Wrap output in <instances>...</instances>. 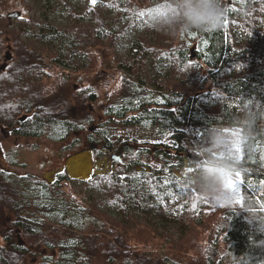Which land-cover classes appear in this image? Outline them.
<instances>
[{
	"label": "trees",
	"instance_id": "1",
	"mask_svg": "<svg viewBox=\"0 0 264 264\" xmlns=\"http://www.w3.org/2000/svg\"><path fill=\"white\" fill-rule=\"evenodd\" d=\"M5 1L0 61L7 69L0 71V91L8 99L0 105V122L16 123L29 111L28 131L21 135L39 134L71 156L81 151L76 148L86 131L88 141L122 153L101 202L65 189L73 182L65 170L50 184L0 169V264H264V0H231L220 26L210 30L152 24L154 38H137L129 58L121 60L113 54L131 23L148 12H166L172 0H83L81 11L68 9L71 25L45 20L38 31L33 18H8ZM105 6L114 10L111 19ZM55 66L73 71L49 79ZM111 122L154 128L168 140L156 151L131 142L138 138L119 142L108 133ZM220 125L240 130L248 156L241 199L229 203L196 194L191 171L173 173L189 158L187 128L200 143L207 129ZM204 153L205 159L190 164L210 169L220 162ZM104 176L77 183L85 189ZM141 182L149 193L140 190ZM102 201L117 209L119 220L102 209ZM133 207H149L159 220L188 228L164 234L134 219Z\"/></svg>",
	"mask_w": 264,
	"mask_h": 264
},
{
	"label": "rangeland",
	"instance_id": "2",
	"mask_svg": "<svg viewBox=\"0 0 264 264\" xmlns=\"http://www.w3.org/2000/svg\"><path fill=\"white\" fill-rule=\"evenodd\" d=\"M228 5L224 7L225 12L228 10V6L231 4V0H226ZM83 0H6L5 3L2 5V8L5 12V14L12 12V11H19L18 17H21L20 20L23 19V17L33 18L36 22L32 25L33 31H38L41 28V23H43L45 20H48L50 23L58 26V27H65L72 24V19L69 15V7H71L74 10L81 11L83 9ZM24 10L26 14L24 15ZM105 15L108 19H111L113 16H115L114 10L110 6L104 7ZM157 13H161L160 11H154V12H148L144 15H140L137 17L128 28L124 38L123 42L120 46L116 48L114 51V58L115 59H128L129 53H131V46L133 43L137 41V38L139 37H146L148 39L154 38V35L156 33L155 28L152 27L153 25H156L153 23V16ZM17 24V23H16ZM26 41L27 38L23 37ZM56 43V42H55ZM52 47H55L56 44H51ZM12 49L7 45V48L4 51L3 56L9 55L11 57ZM63 53V52H62ZM63 53L62 55H64ZM151 54H148L147 57V63L148 66L150 65V58ZM89 64L87 60H80V66L86 67ZM73 69L67 70L66 68L62 66H55L52 69L48 70V78L54 79L55 76H67V73L72 72ZM150 73H152L151 70H149ZM169 71L166 70L165 73H168ZM89 107V105H88ZM92 110H95L93 105L90 106ZM107 126L111 127V130L108 132L109 135L115 136V139L119 138V142L123 141L124 139L128 138L130 140H134V138H138L139 140L131 141L132 143H138L143 145V147L152 149L153 151H156L155 149L159 147L157 143L160 141H167L168 138L164 136H159L156 134V130L154 128H151V130L143 131L139 128H133V129H126L123 128L116 123H109L106 124ZM218 129H223L226 133L229 134V136L232 139V144L229 148H223L219 147L212 142V137L214 133ZM93 131H90V133ZM0 133L5 134V132L0 131ZM87 133L84 132L81 134L82 140L84 138H87ZM0 139L2 140V144L7 148L11 149L12 145L16 141L12 137H3L2 134H0ZM23 144L22 146H25L24 143L26 141L20 140ZM34 141V140H31ZM88 141V140H87ZM91 142V141H88ZM102 143L93 144L91 142V146L88 144H85V146H79V148H76L77 150H83V153L74 154V150L71 152V156L69 155L67 151H60L61 145L57 144L56 142H42L40 139V147L41 149L34 152V153H27L25 152V160H21L19 162V166H12L8 165L6 163H0V167L3 166L4 168H8L10 171L15 173L16 176L20 175H26L28 173L33 174L35 178L37 179H43L46 182L53 184L57 180V174L58 172H61L65 170L67 174L70 176V178L73 180L71 186H65V189H70L75 194L80 195L81 197H89L94 196L96 197L100 202L102 199V195L104 192V188L108 185V175L105 172L106 170H111L112 165L116 162V156L110 157L111 150L107 148H102ZM239 144L240 147L243 149L242 153L236 152V145ZM92 145L94 147H92ZM184 146L186 148V154L195 158H202L205 159L206 155L204 151H211V153L217 157V161H224L223 159L227 157H233L235 156L236 160L238 161L237 164V170L235 172H227L225 168L223 167H217V164H213L212 168L210 169H200L193 167L192 164H190V158L185 159L183 163V167L181 168H173V173L178 177H183L186 175L187 172H192V178L196 180L199 175L205 171H217L221 174V177L224 178L225 184L229 188V180H237V191L233 192L230 188L229 190L233 193V200L232 201H238L241 199V191L242 186L244 182L242 181L240 171H242V168L244 165H246V161L248 156L245 154L247 152V148L245 146V142L242 139V134L240 130L237 127L232 126H216L210 129H207L205 132V135L202 139V142L197 141V135L196 133L190 129L187 128V137H185L184 140ZM24 149V148H23ZM96 149V150H95ZM97 151H100L102 154L100 156L94 155ZM79 155H87L89 162L92 164V170L89 176L87 177H76L73 176L67 168L68 161L73 158L74 156ZM147 156V155H146ZM159 160H163L164 158L162 155L158 156ZM146 160L148 158L146 157ZM149 161V160H148ZM98 162H104L105 168L96 171L95 167ZM150 165L154 168L159 167V162H153L149 161ZM215 166V167H214ZM150 168H146V171H149ZM139 170V169H138ZM239 172L241 175L239 178H237L236 174ZM105 175L100 181L93 182L88 188H83L82 185L77 183L81 180H89L94 175ZM140 190L143 193H149V189L144 182H141L139 184ZM194 189L196 190V194L200 193L199 188L197 185H194ZM217 203V202H215ZM103 207L106 212H108L113 218L119 220L120 215L116 208L111 207L107 205L104 201H102ZM220 203H218L219 205ZM131 215L134 219L145 222L149 224L150 226H154L155 229L158 231L164 233V234H175L178 235L182 233L185 229L188 228L187 224H181L179 221L177 222H166L159 220L156 218V216L153 214L152 211L149 210V207H147L146 211H141L138 207H133L131 209ZM212 255L216 256V251L213 250Z\"/></svg>",
	"mask_w": 264,
	"mask_h": 264
},
{
	"label": "clouds",
	"instance_id": "3",
	"mask_svg": "<svg viewBox=\"0 0 264 264\" xmlns=\"http://www.w3.org/2000/svg\"><path fill=\"white\" fill-rule=\"evenodd\" d=\"M225 9L221 0H172L166 12L153 16L154 24H178L183 29L210 30L219 27L223 21ZM213 144L229 148L232 139L223 129H218L213 137ZM238 161L235 156L217 164L227 172L237 170ZM196 185L201 196L212 202L229 203L233 200V193L225 187V180L217 171H205L196 178Z\"/></svg>",
	"mask_w": 264,
	"mask_h": 264
},
{
	"label": "flooded vegetation",
	"instance_id": "4",
	"mask_svg": "<svg viewBox=\"0 0 264 264\" xmlns=\"http://www.w3.org/2000/svg\"><path fill=\"white\" fill-rule=\"evenodd\" d=\"M6 69L7 68H6L5 62L0 61V71L4 72V71H6ZM2 76H3V74H2ZM7 99H8V94L5 93L4 91H0V105L4 104L7 101ZM36 115H37V117H40V114L38 112L36 113ZM29 117H30V112L29 111H23L22 113L17 115L16 123H8V121L0 122V131L5 132V134H3V133H0V134H2L3 137H7V136L12 137L16 141V145L14 143L12 145L11 149L9 150L2 144V140L0 139V163H2V164L6 163V164L12 165V166H19V162L21 160H25V155H24L25 152L34 153V152L41 149V147H40L41 136L39 134H37V136H36L37 139H31V137L29 135L26 136V135L20 134V133H27L28 129L26 127V120L29 119ZM18 118H21V120H19ZM20 140L26 141V143H24L25 146H22L23 143ZM31 140H34V141H31ZM92 143L98 144L101 142H97V143L92 142ZM85 144H88V146L89 145L91 146V142H88L87 138H84L82 140L81 146L82 145L85 146ZM92 147H94V146L92 145ZM105 147H106V145H105ZM83 152L84 151L81 150L79 153H83ZM114 152H116V150L111 149V154ZM94 155H95V153H94ZM110 157H112V156H110ZM113 157H115V156H113ZM0 169H3V170H6V171L13 173L8 168H4L3 166H1ZM65 170H66V168H65ZM243 172H245V165L242 168V171H240V173L242 174ZM13 174L15 175V173H13ZM26 175H29L33 179H37L34 177L33 174L28 173Z\"/></svg>",
	"mask_w": 264,
	"mask_h": 264
},
{
	"label": "bare ground",
	"instance_id": "5",
	"mask_svg": "<svg viewBox=\"0 0 264 264\" xmlns=\"http://www.w3.org/2000/svg\"><path fill=\"white\" fill-rule=\"evenodd\" d=\"M104 162H98L96 164V171H100L105 168ZM68 171L76 177H87L92 170V164L89 162L87 155H77L71 158L67 163Z\"/></svg>",
	"mask_w": 264,
	"mask_h": 264
},
{
	"label": "water",
	"instance_id": "6",
	"mask_svg": "<svg viewBox=\"0 0 264 264\" xmlns=\"http://www.w3.org/2000/svg\"><path fill=\"white\" fill-rule=\"evenodd\" d=\"M222 5V7H223V4H221ZM19 15V11H12V12H9V13H7V17L8 18H16L17 16ZM10 58V56L9 55H6L5 56V59L6 60H8ZM19 120H21V118H18ZM135 146V148H137V145H134ZM106 147H107V149H109V150H111V148H109L107 145H106ZM123 147V144L122 145H120V149L119 150H121V148ZM122 153V151H116L114 154H112L111 156L113 157V156H116V160L117 159H121V157H120V154ZM189 158L191 159V160H195V161H199L200 160V158H195V157H192V156H190L189 155Z\"/></svg>",
	"mask_w": 264,
	"mask_h": 264
},
{
	"label": "snow or ice",
	"instance_id": "7",
	"mask_svg": "<svg viewBox=\"0 0 264 264\" xmlns=\"http://www.w3.org/2000/svg\"><path fill=\"white\" fill-rule=\"evenodd\" d=\"M91 3H92L93 5H95L96 0H91ZM236 152H237V153H242V152H243V149L240 147L239 144L236 145ZM240 175H241V174H240L239 172H237V174H236L237 178H239ZM229 188H230L233 192H236V191H237V180H232V179H230V180H229Z\"/></svg>",
	"mask_w": 264,
	"mask_h": 264
},
{
	"label": "built area",
	"instance_id": "8",
	"mask_svg": "<svg viewBox=\"0 0 264 264\" xmlns=\"http://www.w3.org/2000/svg\"><path fill=\"white\" fill-rule=\"evenodd\" d=\"M105 172H106L107 175H110L111 174V170L110 169L109 170H106L105 169Z\"/></svg>",
	"mask_w": 264,
	"mask_h": 264
}]
</instances>
